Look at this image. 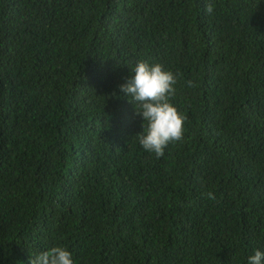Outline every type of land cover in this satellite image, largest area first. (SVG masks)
<instances>
[{"label":"trees","instance_id":"16d2710c","mask_svg":"<svg viewBox=\"0 0 264 264\" xmlns=\"http://www.w3.org/2000/svg\"><path fill=\"white\" fill-rule=\"evenodd\" d=\"M141 60L179 75L187 116L160 158L120 90ZM56 246L74 264L264 252V0H0V264Z\"/></svg>","mask_w":264,"mask_h":264},{"label":"clouds","instance_id":"9594fccd","mask_svg":"<svg viewBox=\"0 0 264 264\" xmlns=\"http://www.w3.org/2000/svg\"><path fill=\"white\" fill-rule=\"evenodd\" d=\"M205 11L212 14L214 4L207 3ZM132 73L134 75L120 86V90L135 105L136 114L144 119V130L136 136L145 151L155 153L157 158L163 157L169 143L184 138L187 116L170 102L179 75L166 70L162 64L152 65L145 60L139 61ZM188 86H193V82L188 81ZM207 195L215 199L213 193ZM30 264H74V260L67 248L56 246L32 256ZM248 264H264V252L256 250L248 258Z\"/></svg>","mask_w":264,"mask_h":264}]
</instances>
